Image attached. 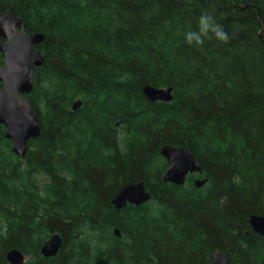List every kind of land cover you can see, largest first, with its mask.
I'll use <instances>...</instances> for the list:
<instances>
[{"label":"trees","instance_id":"trees-1","mask_svg":"<svg viewBox=\"0 0 264 264\" xmlns=\"http://www.w3.org/2000/svg\"><path fill=\"white\" fill-rule=\"evenodd\" d=\"M0 13L45 38L28 97L41 136L20 160L0 130V264L12 250L25 264H213L216 251L264 264V237H245L264 217V0H0ZM202 14L226 42H184ZM147 86L172 102L151 103ZM165 145L202 176L165 184ZM141 182L152 200L116 212ZM54 235L62 247L44 258Z\"/></svg>","mask_w":264,"mask_h":264},{"label":"water","instance_id":"water-1","mask_svg":"<svg viewBox=\"0 0 264 264\" xmlns=\"http://www.w3.org/2000/svg\"><path fill=\"white\" fill-rule=\"evenodd\" d=\"M0 130L5 131V138L11 143L12 154L20 160L26 158L28 144L41 136L40 122L28 98L34 89L36 69L40 68L44 59L39 47L45 38L41 34L26 31L23 21L10 14L0 13ZM173 90L145 87L143 94L151 102L170 103L173 100ZM78 100L72 107L74 112L81 108ZM160 156L166 161L167 168L163 173V182L183 187L188 176H202L203 171L197 159L191 153L179 147L165 145L160 150ZM207 180L197 179L193 182L195 189L200 190ZM152 200L144 183H129L112 199L111 204L120 212L127 206L142 207ZM250 231L245 237L257 234L264 237V217L249 218ZM117 238H122L119 230L114 231ZM63 244L59 235L47 240L41 255L44 258H54ZM9 264H25V256L18 250H12L6 257ZM213 264H230L227 255L222 251L214 252Z\"/></svg>","mask_w":264,"mask_h":264},{"label":"clouds","instance_id":"clouds-1","mask_svg":"<svg viewBox=\"0 0 264 264\" xmlns=\"http://www.w3.org/2000/svg\"><path fill=\"white\" fill-rule=\"evenodd\" d=\"M183 36L186 44L196 47L202 46L205 39L214 38L218 42H226L228 40V34L209 14H202L199 17L197 31H186Z\"/></svg>","mask_w":264,"mask_h":264}]
</instances>
